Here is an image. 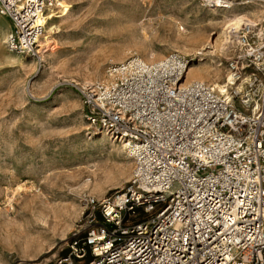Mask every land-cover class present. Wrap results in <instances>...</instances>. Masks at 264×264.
<instances>
[{"label":"built area","instance_id":"obj_1","mask_svg":"<svg viewBox=\"0 0 264 264\" xmlns=\"http://www.w3.org/2000/svg\"><path fill=\"white\" fill-rule=\"evenodd\" d=\"M58 6L0 0L9 51L39 58ZM235 33L228 95L183 81L193 61L178 52L132 55L77 87L92 131L123 146L133 170L121 190L83 196L84 227L44 264H264V31L247 20Z\"/></svg>","mask_w":264,"mask_h":264},{"label":"rangeland","instance_id":"obj_2","mask_svg":"<svg viewBox=\"0 0 264 264\" xmlns=\"http://www.w3.org/2000/svg\"><path fill=\"white\" fill-rule=\"evenodd\" d=\"M58 2L39 58L9 51L11 21L0 16L10 26L0 32V264H44L65 254L86 223L83 196L110 195L132 175L128 151L90 128L79 85L103 79L108 65L132 55L155 62L178 52L197 68L218 67V79H196L218 91L238 53L236 41L222 50L230 28L222 16L247 13L250 20L252 10L264 9L252 0H228L231 9L206 0ZM95 165L100 191L83 185ZM43 213L49 222L40 227Z\"/></svg>","mask_w":264,"mask_h":264},{"label":"bare ground","instance_id":"obj_3","mask_svg":"<svg viewBox=\"0 0 264 264\" xmlns=\"http://www.w3.org/2000/svg\"><path fill=\"white\" fill-rule=\"evenodd\" d=\"M232 4L233 3H231V2H227V5H224V6L225 7H229L231 9ZM229 8H227V9H229ZM226 12H228V11L226 10ZM251 13H253L255 16H253V19H250V20H252V22L256 23L259 26L260 32L264 31V22H263L264 21V9L252 10ZM54 14H55L54 12H51L47 16L46 26H45V32L42 35V39L44 41H49L50 38H51L52 32L54 31V27H53L52 21H50V20L53 19ZM222 18H223L224 21L229 22L228 23V27H230L227 31H225L223 33V35H224V43L221 44L222 45V50H228V48H229L228 45L230 43L236 41V38H235L236 33L235 32L240 28V26L245 21L249 20V17L247 16V13H243V14H234V15L232 14V17L231 18H229V16H227V15H224V16H222ZM218 23H220V22H218ZM9 27H10L9 24L8 25H5L4 27L2 25H0V32L1 33H8V32H10ZM181 29H183V28H181ZM187 36L188 35H181L180 32H179V37L181 39H188ZM0 37L3 38L2 36H0ZM196 38H198V36H196ZM6 41H7V39H6ZM0 44H1V42H0ZM196 64L197 63H195V64H192L191 63L189 65V67L186 70V74L183 77V81L189 82V81L196 80V79H203L204 80L205 78H209L212 81H214V80H216V79H218L220 77V74L221 73H220V69L218 67H215L214 68V66H212V67H208V68H205V67H203V68H197ZM231 83H232V81H231V78L229 76L228 78H226V80L224 81V83L222 85H220V86L217 87L218 91L221 94L228 95L229 94V87H230ZM239 88L241 89L240 86H239ZM103 137H105V136H103ZM91 172H92V177L88 178L83 183V185L84 186H86V185L89 186V185L92 184L94 191H100L101 190L100 189V187H101L100 186V183H101L102 177L100 176V174L98 172L97 165H95L94 169H92ZM104 181L111 182V179H110V177L105 176L104 177ZM49 211L52 212V213H54V209H52V208H50ZM47 213L46 214L43 213L42 214V217L37 219L38 222L41 223V224L40 223L38 224L40 227L44 226L45 224H47L49 222V220H48L49 215Z\"/></svg>","mask_w":264,"mask_h":264},{"label":"crops","instance_id":"obj_4","mask_svg":"<svg viewBox=\"0 0 264 264\" xmlns=\"http://www.w3.org/2000/svg\"><path fill=\"white\" fill-rule=\"evenodd\" d=\"M2 18L6 19V20L8 19V18H6L5 16H2ZM8 21H9V19H8Z\"/></svg>","mask_w":264,"mask_h":264}]
</instances>
